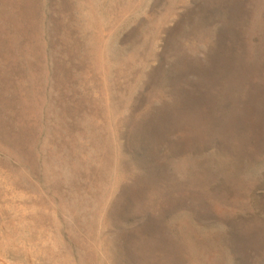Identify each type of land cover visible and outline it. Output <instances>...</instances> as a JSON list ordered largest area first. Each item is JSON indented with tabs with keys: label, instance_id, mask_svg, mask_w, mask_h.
<instances>
[{
	"label": "rangeland",
	"instance_id": "rangeland-1",
	"mask_svg": "<svg viewBox=\"0 0 264 264\" xmlns=\"http://www.w3.org/2000/svg\"><path fill=\"white\" fill-rule=\"evenodd\" d=\"M0 264H264V0H0Z\"/></svg>",
	"mask_w": 264,
	"mask_h": 264
}]
</instances>
